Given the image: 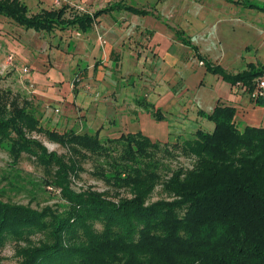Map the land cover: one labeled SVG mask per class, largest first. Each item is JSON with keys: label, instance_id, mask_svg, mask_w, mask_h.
Masks as SVG:
<instances>
[{"label": "trees", "instance_id": "16d2710c", "mask_svg": "<svg viewBox=\"0 0 264 264\" xmlns=\"http://www.w3.org/2000/svg\"><path fill=\"white\" fill-rule=\"evenodd\" d=\"M108 9L67 15L68 5L63 4L30 13L23 0H0V14L47 31L69 26L85 31ZM195 49L209 70L232 83L242 81L253 88L256 77L264 74V66L253 63L228 71ZM252 99L264 104V98ZM144 104L155 106L147 99ZM36 111L30 98L0 85V144L9 143L15 161L27 152L44 167L57 166L69 203L58 212L51 206L38 209L0 196V245L38 230L51 233V241L26 252L18 264H264V125H240L236 105L218 102L212 111L199 110L214 127L192 131L193 137L182 148L195 156L194 165L174 169L163 181L173 197L153 201H148L155 185L152 175L133 174L128 164L119 168L118 177L131 187L130 196L120 190L113 195L74 190L69 175L78 168L77 157L104 148L99 130L46 127ZM153 112L164 118L160 107ZM35 134L66 146L71 155L50 150ZM112 139L124 140L121 156L131 162L160 147L141 129Z\"/></svg>", "mask_w": 264, "mask_h": 264}, {"label": "crops", "instance_id": "0c3cea01", "mask_svg": "<svg viewBox=\"0 0 264 264\" xmlns=\"http://www.w3.org/2000/svg\"><path fill=\"white\" fill-rule=\"evenodd\" d=\"M23 1L30 13L63 4L67 15L110 7L85 31L38 30L0 14L8 29L0 33V68L13 65L0 76L21 98L39 104L44 126L74 128L77 121L84 131L118 137L128 123V132L158 138L186 127L212 129L199 110L212 111L218 102L236 105L241 125H264V104L209 70L195 49L232 72L264 66V0ZM82 69L84 79L74 82ZM139 71L149 76L128 79ZM139 84L154 88L148 100L173 119L157 120L134 106Z\"/></svg>", "mask_w": 264, "mask_h": 264}, {"label": "rangeland", "instance_id": "374dc122", "mask_svg": "<svg viewBox=\"0 0 264 264\" xmlns=\"http://www.w3.org/2000/svg\"><path fill=\"white\" fill-rule=\"evenodd\" d=\"M79 8L84 9L85 7L79 6ZM2 18L3 17L0 16V20ZM2 24L3 23L0 24V33L8 30L2 27ZM7 59L12 60V55L8 54ZM6 64L4 63L3 68H0V74L13 66L9 65V67ZM83 75V69L76 72L73 79L74 82H76L75 79L77 78L80 83V81L84 79ZM147 76H149L148 73L139 71L135 72L133 76L128 77V79L132 78L137 81L138 79L147 78ZM2 77L1 75V78ZM3 79L4 78L0 79V85L12 89V86L7 85L6 81ZM153 89V87L147 85L142 86L140 84L135 87V95L132 96L134 106L144 107L145 110L150 112L153 118H156L153 114L155 106L160 107L164 113V118L162 119H165L167 116L169 117L168 111H165L160 105L155 104V106L152 107L144 104L145 100H148L146 95H149ZM239 90L240 88H237V91ZM32 101L35 106L37 105L36 114L40 116L41 123L45 124L39 104H37L34 99H32ZM134 112L137 114V111ZM169 114L172 113L169 111ZM132 120L134 121L136 118H132ZM238 123L241 125L239 121ZM54 127L63 131L72 126L68 124L65 127ZM73 127L77 131H84L77 121ZM102 127L104 126L102 125L101 128ZM120 130L128 132V123L127 125L125 124V129L122 128ZM176 130L171 134L158 138L155 137L157 135L151 136L145 133L152 138V140L157 141L160 147L152 149V154L150 156H139L135 162L126 161L122 158L121 153L125 146L123 139H112L114 137L109 136V132L107 131L103 133L99 132L100 138L104 143V148L99 152L86 150L85 156L80 155V157H77L79 165L77 170L69 175L70 186L77 191L95 189L111 195H113L116 190H120L123 196H130L133 194L131 187L126 184L122 178L118 177L120 173L118 172L119 168L128 164L130 167L129 170L133 174L141 173L147 176L152 175L154 178L155 185L148 197V201H153L158 198L173 197L171 193L165 190L163 181L167 179L177 167L182 166L190 168L195 163V156L182 148L183 145H185V140L193 137V132L189 127L183 128V131ZM35 135L42 139L50 150H55L58 153H65L67 154L66 157L70 154L66 146L48 139L44 134ZM56 170L57 166L52 168L44 167L34 155L27 152L23 153L19 161H15L10 155L9 143L3 142L0 144V196L5 200L29 204L38 209L51 206L58 212L66 209L69 203L63 197L60 177H58ZM51 238L50 231L46 229L35 231L22 239L15 237L9 238L5 243L0 245V264L20 263L24 259L26 252H30L31 249L43 242L51 241Z\"/></svg>", "mask_w": 264, "mask_h": 264}, {"label": "built area", "instance_id": "2783aa9c", "mask_svg": "<svg viewBox=\"0 0 264 264\" xmlns=\"http://www.w3.org/2000/svg\"><path fill=\"white\" fill-rule=\"evenodd\" d=\"M25 70H27V68H25ZM235 86L242 91H246L252 98H264V74L256 77L255 86L253 88L242 81L235 83Z\"/></svg>", "mask_w": 264, "mask_h": 264}]
</instances>
